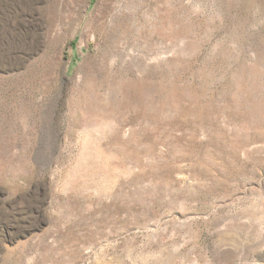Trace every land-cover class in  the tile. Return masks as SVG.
Wrapping results in <instances>:
<instances>
[{
    "label": "rangeland",
    "instance_id": "374dc122",
    "mask_svg": "<svg viewBox=\"0 0 264 264\" xmlns=\"http://www.w3.org/2000/svg\"><path fill=\"white\" fill-rule=\"evenodd\" d=\"M0 264H264V0H0Z\"/></svg>",
    "mask_w": 264,
    "mask_h": 264
}]
</instances>
